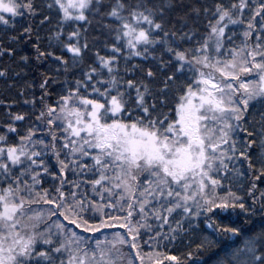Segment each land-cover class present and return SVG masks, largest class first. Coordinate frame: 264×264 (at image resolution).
I'll list each match as a JSON object with an SVG mask.
<instances>
[{
	"label": "snow or ice",
	"instance_id": "snow-or-ice-1",
	"mask_svg": "<svg viewBox=\"0 0 264 264\" xmlns=\"http://www.w3.org/2000/svg\"><path fill=\"white\" fill-rule=\"evenodd\" d=\"M0 264H264V0H0Z\"/></svg>",
	"mask_w": 264,
	"mask_h": 264
}]
</instances>
